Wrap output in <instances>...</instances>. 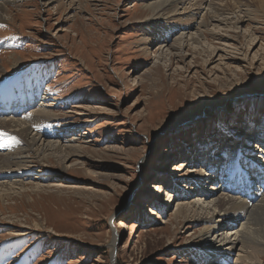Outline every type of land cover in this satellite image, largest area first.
I'll return each mask as SVG.
<instances>
[{"label":"rangeland","instance_id":"rangeland-1","mask_svg":"<svg viewBox=\"0 0 264 264\" xmlns=\"http://www.w3.org/2000/svg\"><path fill=\"white\" fill-rule=\"evenodd\" d=\"M48 1L6 0L0 99L14 92L37 102L19 99L10 112L0 103V116L45 111L56 120L32 125L38 146L57 141L81 148L82 158L61 168L27 152V172L0 182V264L212 261V252L198 257L204 225L174 217L175 196L193 202L201 187L214 198L230 190L248 194V183L237 188L240 177L223 181L236 160L253 187L260 185L253 174H261L243 163L264 151L256 140L264 134V14L258 0H184L162 20L145 7L160 0ZM214 5L233 9L243 21L237 29L213 22L216 36L206 35L213 47L203 52L188 33L202 29V16ZM183 33L181 54L175 43ZM191 149L205 156L191 154L188 161ZM187 161L189 169H178ZM208 167H216L215 186L208 174L199 179L189 172ZM14 183V191H2Z\"/></svg>","mask_w":264,"mask_h":264},{"label":"bare ground","instance_id":"bare-ground-1","mask_svg":"<svg viewBox=\"0 0 264 264\" xmlns=\"http://www.w3.org/2000/svg\"><path fill=\"white\" fill-rule=\"evenodd\" d=\"M49 1L47 3L49 5L57 2V0ZM183 1L184 0H160L152 4H148L145 7L148 8V10L150 9L151 12L154 11V18L155 16H160L158 18H161L160 20H162V17L169 16L170 13L175 12V9L180 4H182ZM258 2L259 3L256 4L260 5L262 13L264 14V0H258ZM212 4V7L210 6V9L213 8ZM214 6L215 8L213 11L211 10L209 13V11L207 10L208 12L204 16H202V24L200 23L201 25L199 26H202L203 30L201 29L198 31L196 30L193 33H188L189 41H192V44L194 43L193 45L196 44L195 46L203 52H207L208 48L213 47L211 46V44L213 45V43H210L206 39V35L208 34L211 36H216L213 34L214 30L212 32L210 29V26H212L213 22L225 24L231 26V28L237 29V26H239L243 21V19L239 17L238 14H235V12H233V9L225 7L223 9L220 5ZM7 11V3L5 0V4L0 5V21H2L1 19L5 20L10 18L6 14ZM244 11L245 10H242L241 14H243ZM187 27L188 26H186V28ZM185 30L186 29H182L183 32ZM188 30H191V28ZM184 35L185 34L183 33L175 43L177 47L176 50L179 51V53H181L182 45L184 44V40L187 38ZM218 40L221 39L219 38ZM166 47L168 46H165L164 49H166ZM171 47H175V45H170V47L167 48V51H171ZM171 53L173 54L172 51L170 52V55ZM14 94V92L7 93L2 99H0L1 103L3 104L2 109L10 112L15 104H18L20 98H18ZM24 100H27V102L31 103L37 102V98L33 96L21 97L20 102ZM55 120L56 117L49 116L45 113V111L35 112V114L33 115L30 113L29 116L21 118L17 115H11V117H6V115L5 117L0 116V182L6 179L9 180L10 177H13L14 175H18L20 177L21 174L26 171L25 168L27 167V163L29 162V159L26 156L27 152L35 153L40 157V161L43 164L57 162V164H59V166L62 168L66 166L69 159L75 158L76 160H74V165L77 166L78 162H80V159L82 158L80 152L81 148H73L68 145L63 146L57 141H49L48 143L38 146L39 142L36 139V135L38 136L39 131L37 130L36 132L33 128L34 126L32 127V125L37 124V127L41 128L46 126H43L42 124H46L51 121L48 123V125L50 126L51 123ZM45 129H49V127ZM224 140L225 143H229L231 141L228 139V137ZM256 140L260 141V144H262L264 148V134L263 138H257ZM18 145H23V148H26L27 151L22 150V147L20 148V151H17V148H15L14 146ZM194 150L195 149H191V151H193L194 153L191 152L190 155H198L197 153H199V158L205 156L202 150ZM186 151L188 150H182L181 152H179V155L185 154ZM260 151L262 152L260 155H255L259 154ZM255 152L250 156L245 157L243 163H246L245 166L247 167V169H254L255 171L257 170L261 174V176L253 174V176H256L255 181L257 182L258 180L260 187H253V184L247 180L248 176H245L243 172L244 170L239 167L240 164L239 161L237 162V160L229 164L227 168L225 167V174L228 173L227 179L223 180L224 178L221 177L223 181H229L230 179H237V177H240V179L237 180V188L241 187V185L245 182L248 183V194H239L235 190H230V192L228 191L229 193L225 194L226 196L224 195L214 198V191H209L210 193H206V189L204 187H201V190L196 191L198 198L196 200H193V202L186 203L184 201L185 199L181 198V196H175V198L178 199H176L177 210L174 217L183 218V222L186 221L189 224L204 225L203 227L205 228V230L199 240L203 243L202 249H199V253H196L199 254V258L205 259L203 255H209L212 252L215 256L213 257V260H209L210 262H207V264H264V151L260 149L259 151L255 150ZM191 157L192 155L188 157V161ZM238 157L239 156H237V159ZM188 161L180 162L179 165L181 164V167L178 169H181L182 167L188 168L189 165L185 164L188 163ZM215 162L217 161H214L212 163L209 162L208 166L210 164L213 165ZM87 168L90 172L89 177L98 175L96 170L94 169V164H87ZM209 169V171L205 170L202 172L193 168L192 171L189 172L191 174H197L196 176L199 179H202L203 174H208L207 179L209 181H212V185H214V182L217 180L216 167H211ZM220 170L221 167L219 168V171ZM220 174L223 176V171H221ZM14 185H16V183L12 185L9 184L8 186H6L7 188L5 187L6 189L2 191L8 192L10 190L11 192V190H13L14 188L12 186ZM155 187L158 188V194L163 193L164 190L162 189L161 184H157ZM209 190H211V188ZM2 193L3 192H1L0 194L2 195ZM122 225L126 226L124 223H122ZM215 245L218 246V249H222L216 250ZM236 253H238L236 260L234 262L230 261Z\"/></svg>","mask_w":264,"mask_h":264}]
</instances>
